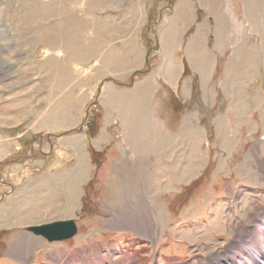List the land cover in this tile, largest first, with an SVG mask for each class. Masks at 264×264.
I'll return each instance as SVG.
<instances>
[{"label":"rangeland","instance_id":"1","mask_svg":"<svg viewBox=\"0 0 264 264\" xmlns=\"http://www.w3.org/2000/svg\"><path fill=\"white\" fill-rule=\"evenodd\" d=\"M58 206L121 263L263 264L264 0H0V247Z\"/></svg>","mask_w":264,"mask_h":264},{"label":"crops","instance_id":"2","mask_svg":"<svg viewBox=\"0 0 264 264\" xmlns=\"http://www.w3.org/2000/svg\"><path fill=\"white\" fill-rule=\"evenodd\" d=\"M120 91L121 90H118L117 92H120ZM114 112L113 110L111 111V109L108 108V110H105V114L103 115L107 117L108 113L114 114ZM156 132L157 131H150L149 133L144 135V137L142 136L143 138H146V140L145 139H143L145 141L140 140L139 141L140 144L144 146H149L147 139L150 137L154 138L153 139L154 143H157V140L155 138ZM139 137H141V135ZM160 151L163 152V149ZM158 152H159L158 149H156V153ZM184 155H185L184 157L178 159V163L184 162V163H187L188 165H191V163L193 162L195 163L197 160L195 158H192V159L187 158V154H184ZM84 184L85 183H84V178H83L82 183H79L78 185V194H80L77 200L78 203H80L79 199H81L83 195ZM49 185L51 186L52 189H45L46 191H49V193L50 191L52 193V190L58 186L56 185L55 182L48 184L47 186ZM61 185H63L62 181H61L60 186ZM66 192L68 193V190H66ZM67 195L69 196V194ZM66 201H68V199H66ZM61 202H63V199H61ZM76 208L78 210V206L75 207L74 209L76 210ZM52 209L56 211V212L52 211L50 213L51 217L55 219L54 221H62L65 219L68 220L72 218L73 215L76 213L74 211L73 215L70 214V216H66V218H63L61 216L63 211L61 210L60 206H58L57 209L56 208H52ZM65 209L66 211L68 210L67 203H66ZM139 210L140 209H137V211ZM117 215L121 217V219L127 216L119 211L117 212ZM141 216L147 217V214L141 213ZM141 216H139L138 220H131L133 222L132 224L131 222L129 223L128 221L126 222L119 221L120 224L118 226L114 228L110 227V229L111 230L115 229L119 231L123 229L126 231L128 230L131 234H133L137 238V240L140 241V243H145V244L152 243L154 245L156 244L155 243L156 228L151 225V222H149V220H144L143 218H141ZM13 222L14 221H12V223ZM126 223L127 224L129 223V225H127ZM13 227L14 226L12 225L10 228L13 229ZM22 234L26 235L24 234V232H22ZM23 238L24 239H22L23 241H21V243L19 242L16 243L12 240L9 241L8 247L6 249H4L3 247H0V256L2 255L1 257L4 260L10 261L13 264H37V261L38 263H41V264H128V263H125L126 260H124L123 263H121L120 261H117L118 260L117 253H119L118 252L119 246L117 245V243H120L118 241L116 242H110V241L105 242L104 241L101 243V245H99V244H93L92 241L86 242L84 244V242L75 241L74 238H73V241H66L63 243H48L45 240L41 238H37V237H35L37 238L36 240H40V241H35V240L30 241V237H28L29 240L25 239V237Z\"/></svg>","mask_w":264,"mask_h":264},{"label":"water","instance_id":"3","mask_svg":"<svg viewBox=\"0 0 264 264\" xmlns=\"http://www.w3.org/2000/svg\"><path fill=\"white\" fill-rule=\"evenodd\" d=\"M27 231L52 243L71 239L76 235L77 227L73 220H67L28 227Z\"/></svg>","mask_w":264,"mask_h":264},{"label":"bare ground","instance_id":"4","mask_svg":"<svg viewBox=\"0 0 264 264\" xmlns=\"http://www.w3.org/2000/svg\"><path fill=\"white\" fill-rule=\"evenodd\" d=\"M257 225H258V224H257ZM260 226H261V225H260ZM258 229H259V226H258ZM260 229H261V228H260ZM260 229L257 230V228H256L255 230H252V231L250 230V231H248V234L251 235V236L254 235V234H257V236L260 237V236H259V235H261V234H260ZM262 230H263V229H262ZM263 237H264V236H263ZM260 240H261V239H260ZM263 241H264V240H263ZM261 244L264 245V242H261ZM257 250H258V249H257ZM239 251H240V250H239ZM238 253H240V252H238ZM247 253H248V252H247ZM253 254H254V253H253ZM220 256H222V255H218V257H220ZM215 257H217V256H215ZM263 257H264V254L262 253V255H261V257H260V259H262V260H260V261L263 262V264H264V258H263ZM213 261H216V262H215V263L212 262L211 264H224V263H222V261H219V260L216 259V258H214ZM257 262H258V261H257ZM257 262H256L255 264H258V263H259V262H258V263H257ZM227 263H228V260H226V264H227Z\"/></svg>","mask_w":264,"mask_h":264}]
</instances>
